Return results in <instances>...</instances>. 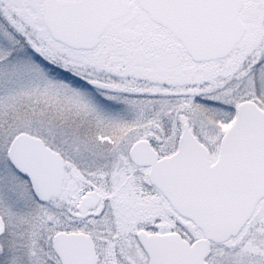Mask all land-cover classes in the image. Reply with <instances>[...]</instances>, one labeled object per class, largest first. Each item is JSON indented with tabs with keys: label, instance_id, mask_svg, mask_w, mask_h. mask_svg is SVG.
<instances>
[{
	"label": "rangeland",
	"instance_id": "obj_1",
	"mask_svg": "<svg viewBox=\"0 0 264 264\" xmlns=\"http://www.w3.org/2000/svg\"><path fill=\"white\" fill-rule=\"evenodd\" d=\"M241 18L247 32L232 54L197 64L136 3L97 48L77 51L51 38L41 0H0V264H59L53 237L73 227L98 239L103 259L114 244L127 252L109 227L116 226L115 197L130 193L142 205L141 224L190 242L202 238L160 194L142 196L150 191L148 171L132 167L128 153L143 139L176 152L188 125L214 162L239 106L264 110V0H245ZM21 134L40 138L67 163L63 195L47 207L8 160ZM94 186L109 200L105 216L72 226L67 212L81 214L80 197ZM208 262L264 264V200L239 236L212 245Z\"/></svg>",
	"mask_w": 264,
	"mask_h": 264
},
{
	"label": "water",
	"instance_id": "obj_2",
	"mask_svg": "<svg viewBox=\"0 0 264 264\" xmlns=\"http://www.w3.org/2000/svg\"><path fill=\"white\" fill-rule=\"evenodd\" d=\"M150 19L169 31L196 63L228 57L242 41L244 0H136ZM128 3L45 0L44 22L52 38L74 50H92L109 25L130 12ZM137 143L130 159L151 167V183L174 211L203 234L191 245L178 234L139 236L150 264H208L211 244L239 235L264 200V111L243 103L220 146L217 162L184 126L178 151L159 160ZM13 169L30 184L39 203L60 196L65 177L62 161L38 138L19 135L8 151ZM90 199L85 200L88 201ZM53 250L62 264H95V247L83 234H60Z\"/></svg>",
	"mask_w": 264,
	"mask_h": 264
},
{
	"label": "flooded vegetation",
	"instance_id": "obj_3",
	"mask_svg": "<svg viewBox=\"0 0 264 264\" xmlns=\"http://www.w3.org/2000/svg\"><path fill=\"white\" fill-rule=\"evenodd\" d=\"M58 1L68 2V3H80V2H83L85 0H58ZM107 1H116L120 4L128 3L131 6V8H132L133 4L135 3V0H107ZM41 2H42V8H43V3L45 2V0H41ZM99 40H101V39H99ZM139 142L146 143L147 148H149L153 152H155L158 155L159 160H162L164 158H169V157L173 156V154L175 153V152H172L170 154H166L165 151L159 149L156 142H153L152 139H150V140L143 139V140H140V141L134 143L133 146L130 148L129 153H128L129 159H130V153H131L133 147ZM51 151L62 161L64 168H65V177H64V180L62 183V191H61L60 196H58L57 198L50 199L49 202L39 203L42 207H47V206L51 205L52 201L60 198L63 195L64 181L66 179V174H67V163H65V161L61 158V156H59L56 152H54L53 150H51ZM130 162H131L132 167L135 166L136 168L146 169L148 171V174L146 177V182L150 184V185L148 184L150 186V191L149 192H141L142 196L144 195V196L150 197V196H152L153 192L155 194V197H157V194H160L161 197L163 198V200L170 206V209L172 211H174L173 208L171 207V205L166 200V198L151 183V180H150L151 168L145 167V166H143V167L137 166L131 161V159H130ZM93 192H94L93 195L82 193L83 196L81 195V197H80L81 198V204H82V209H80L81 214H78L76 212L77 209H72V210L67 212L66 216H68L72 226L74 224L77 225V223H79V221H80V223H86V222H89L93 219H100V218L105 216V214L107 212L106 207H108V204H109L108 201L109 200H105L104 194L100 192L98 187L94 186ZM135 195L134 194L132 195L130 193V194H127L126 196L123 195L122 198H121V196L115 197L116 201H115V204H113L112 213L114 212L117 215V217L115 218L116 226L114 224H111L109 227V229H110L109 233L118 234V236H116L117 241H119L120 238L123 237V241H124L123 242V246H124L123 250H127V252L123 251V253H118V251L116 249H117L119 244L118 245L114 244L115 248L113 247V249H112L114 251L110 252L108 257L103 259L98 239L91 232H88L87 230L77 229V227L64 228V229L58 230L56 232L55 236L53 237V240L56 236H58L60 234H67V235L83 234V235L89 236L91 241L94 244L95 252H96V256H97V260H96L95 264H104L105 260L107 261L108 264L109 263L110 264H143V263L149 264V259H148L146 253L144 252V250L140 244L139 236L143 233L147 236H154V235H170V234H174L176 232H174V231H156V229L153 228L154 226L149 227V226H145L144 224H141L140 221L137 220V215L140 214L141 210L139 209V207H141L142 205H141V203H139L137 201ZM87 199H90V200L85 202V200H87ZM74 200L76 201L77 197H74ZM42 212L44 213V211H42ZM42 212H41V217H42ZM120 213H123L124 215L121 216ZM252 218H251V220H252ZM54 219L57 221L60 220L61 215L57 213ZM151 221H153V220H150V222ZM117 224H118V226H117ZM154 224H155V222H154ZM103 228L104 227L102 226V229ZM121 233L123 235H120ZM125 234H127V236H125ZM177 234H179V233H177ZM179 235L183 239H185L182 234H179ZM53 240H52V245H53ZM132 240H135L137 248L134 245L132 247V243H131ZM52 250H53V247H52ZM53 253L55 254L54 250H53ZM141 254L144 255V257L147 260V263L146 262L140 263L141 262V258H140ZM55 256H56L59 264H62L60 258L56 254H55Z\"/></svg>",
	"mask_w": 264,
	"mask_h": 264
}]
</instances>
